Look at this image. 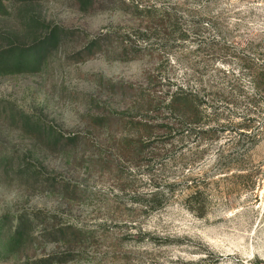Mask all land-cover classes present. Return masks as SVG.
<instances>
[{"label":"rangeland","instance_id":"obj_1","mask_svg":"<svg viewBox=\"0 0 264 264\" xmlns=\"http://www.w3.org/2000/svg\"><path fill=\"white\" fill-rule=\"evenodd\" d=\"M32 16L65 32L0 73V264H264V0H2L0 33L32 42ZM186 83L237 104L216 139L164 106Z\"/></svg>","mask_w":264,"mask_h":264},{"label":"trees","instance_id":"obj_2","mask_svg":"<svg viewBox=\"0 0 264 264\" xmlns=\"http://www.w3.org/2000/svg\"><path fill=\"white\" fill-rule=\"evenodd\" d=\"M0 0V5H1ZM15 2H32L36 0H14ZM146 14L150 15L149 21L157 20L151 18L152 11L146 10ZM162 15L168 18L170 13L167 9L162 10ZM25 20V19H24ZM163 19H158L157 24H161ZM155 23V22H153ZM37 26V27H36ZM46 26L47 31L43 36L35 37L32 42H21L16 40L21 31L15 30L13 32H4L0 33V73H34L39 71L48 61V55L51 51L58 45V40L61 32H65L64 29L58 27L57 25L48 26L44 23V21L38 20L36 17H26V22L24 23L23 32L31 31V29H38ZM155 30V29H154ZM174 29L171 27V31L166 29L168 35H171ZM165 32V34H166ZM171 38V36H169ZM188 39V35L184 33H178L173 40L186 41ZM100 47L98 41H91L88 44L84 45L79 53L85 54V56H90L93 54L94 50ZM261 76H264L261 74ZM260 77V75L258 76ZM201 84V82L199 81ZM256 89L259 87V83L255 84ZM164 100H166L165 107L173 114L176 113L180 118L179 121V130L183 133L185 132V136H189L193 134L197 138L198 144L203 141L208 140L209 138H217L219 133L226 130L228 122L225 121L224 111L228 110V105L237 104L233 101L227 100L223 101V104H220V101L217 99L211 98L207 99L205 93L201 91V89L192 90L189 88L188 84L178 85L175 87L174 91L170 93H166ZM209 100V101H208ZM248 105L253 106V109H247L246 106L245 112L243 113V117L247 119L250 118L252 114L255 113V100L250 99L247 101ZM210 116L211 118L208 121H205V117ZM96 120V119H94ZM245 120V119H244ZM249 121V119H248ZM239 122L236 123V128L238 129H247L250 128L249 122ZM37 122V121H35ZM93 123H98L97 121H93ZM137 124H140L137 123ZM147 125L143 123V126ZM24 127H28L27 122L23 123ZM34 126V124H33ZM163 126L167 129V133L170 134L172 128L168 126L167 123L164 122ZM147 129H137L136 134H132V136H136V138H140L143 136H149L145 132ZM144 132V133H143ZM241 134H246L243 131H240ZM146 134V135H145ZM133 139H131L132 141ZM137 140V141H136ZM133 141L139 142L140 139H134ZM226 157V155H218L217 159H221ZM223 168V167H222ZM226 168V167H225ZM223 168V170L225 169ZM154 190L150 193L151 202H157L163 196L161 190L158 189V186H154ZM199 191L195 190L189 194L188 200L195 199ZM138 200V199H135ZM149 200V199H147ZM145 201L146 204L148 201ZM191 208V207H190ZM24 223L21 221L19 225L13 231V237L15 239L21 238V234L23 231Z\"/></svg>","mask_w":264,"mask_h":264}]
</instances>
